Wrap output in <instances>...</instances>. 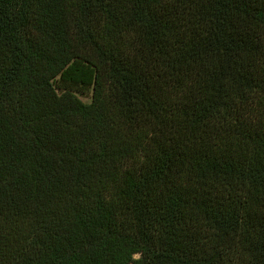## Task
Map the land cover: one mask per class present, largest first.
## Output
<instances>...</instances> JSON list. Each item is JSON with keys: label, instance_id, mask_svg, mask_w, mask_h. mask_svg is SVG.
<instances>
[{"label": "trees", "instance_id": "16d2710c", "mask_svg": "<svg viewBox=\"0 0 264 264\" xmlns=\"http://www.w3.org/2000/svg\"><path fill=\"white\" fill-rule=\"evenodd\" d=\"M0 264H264V0H0Z\"/></svg>", "mask_w": 264, "mask_h": 264}, {"label": "rangeland", "instance_id": "374dc122", "mask_svg": "<svg viewBox=\"0 0 264 264\" xmlns=\"http://www.w3.org/2000/svg\"><path fill=\"white\" fill-rule=\"evenodd\" d=\"M76 96L84 103H89L91 99V91H85L84 93H76Z\"/></svg>", "mask_w": 264, "mask_h": 264}]
</instances>
